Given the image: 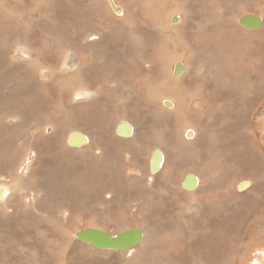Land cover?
<instances>
[{
    "label": "bare ground",
    "instance_id": "1",
    "mask_svg": "<svg viewBox=\"0 0 264 264\" xmlns=\"http://www.w3.org/2000/svg\"><path fill=\"white\" fill-rule=\"evenodd\" d=\"M99 1L90 0V5H85V9L90 14L84 15L76 25L72 26V29L76 32L56 43V46H54L56 51L54 53L48 50L49 54L59 58V67L56 70L45 65L42 66L39 59L37 62L34 59L33 50L27 43L16 41V39H12L14 40L13 43L9 42L6 45L5 42L3 43L5 47L3 51L0 50V52L2 51L0 58L4 59L15 45V57L17 61L25 64L29 79L34 83L35 81L37 82L39 92L44 93L45 96L50 95V97L47 99L42 98L44 96L37 92L40 97H34L38 100L36 106L30 103L33 97L28 100L27 97L23 99L21 96H18L13 101L9 100L14 104L11 107L8 105L7 100L4 103L2 101L0 106V123L2 121L13 123V125H7L5 130L6 137L10 136L13 141L18 140L16 143L9 141L0 147L5 164V168L0 172L12 170L8 175L13 178V180L9 179L12 181L10 183H0V225H7L6 223L10 221L23 219L28 214L37 222L40 221L39 224L45 229L44 233H51L53 243H56V249H48L52 253L54 264H67L69 256L73 260L80 257L79 262H89L95 256L104 263L115 258L119 264H151L146 261V255L155 249L154 243L159 228L155 218L147 214L148 207L154 206L158 209L165 207L166 199L164 198L170 197V193H178V188L181 189L185 181L186 188L183 187V192L185 195L187 194L186 197L192 198L193 203L191 205H180L181 209L178 211V216L182 219L185 214L193 210L199 218V209L206 208L205 204L201 206L204 198H209L212 195L216 196V193L211 192L212 189L206 192L201 189L205 186L206 189L208 187L211 188L213 182L209 177V182L207 181L206 183V181H201L193 176L189 171H183L178 176L179 169L184 164L193 166L195 162L201 161V157L204 155V152H201L203 154L200 156V153L196 151V141L198 138L201 139V137L199 132L189 126L188 119H185L186 121L183 123L189 128L185 127L175 130L174 127L175 131L172 129L174 131L173 138L169 139L166 137L168 127L164 126L165 124L163 125L159 119L157 122L159 125L149 132L144 131V129L138 132V123H132L130 119H121L129 115L127 111L129 107H133L131 110L133 116L140 114L142 111L151 112L156 117L162 113L178 114L179 102L174 98H164L162 93L170 90L174 94H178L180 89L188 88L192 85L193 80H196V76L202 71L205 73L206 79L213 74L218 76L212 82V85L213 83L217 85L222 81L226 82L228 87L235 85L244 95L241 99H246L251 87L247 81L242 79H251L254 76V80H256L258 61L253 59V62L246 66L245 61L249 60L254 53L245 50L240 52V56H237L234 52L218 55L222 59V63L219 64L220 67L214 72H207L208 70L202 69L197 63L200 59V50L191 49L189 54L194 58L195 63L192 65L189 60H186V66H184L179 60L181 57L177 54V48L179 43H181V38L178 34L181 29L177 30V28L184 27V22H181L180 25H171L169 23L163 26L160 24L162 17L157 15H150L146 17L145 21H140L130 14L127 6H119L117 8L115 6L117 0H107L109 6L105 2L102 4ZM162 1L164 3L167 0ZM38 2L43 8H46L49 3L44 0ZM158 6V0H148L143 6L137 5L138 10L143 11L144 8L148 11L145 14H153L152 11L158 9ZM206 7L207 0H202L201 10L204 11ZM1 14V20L4 23L11 17L7 11H1ZM117 15L119 16L117 17ZM173 16H175V13L170 12V19L174 18ZM251 16L255 17V15ZM150 20L155 21H151L148 24ZM238 20L234 19V23L238 24ZM260 21L262 22L261 19ZM75 22H65V25L68 27ZM186 24L188 28V23ZM229 24V21H225L223 28L215 27V30H210L209 24L206 23L200 31L193 33L192 37L197 41L199 36L202 35L201 39L208 40L211 38L212 41L226 45L228 44V38L235 34ZM260 25L254 30L258 29ZM148 31L159 34L168 41L162 40L164 42L161 44V39H159L158 44L160 46L156 45L154 37L149 35ZM183 33L185 34V32ZM186 33L188 34L189 32ZM109 44H116L115 47L122 46L126 48V51L123 49L119 51L120 55H127L126 62L112 57L107 62L104 70L101 67L96 68L95 63L100 59V52L101 58H105V55L108 54L107 48ZM104 45L103 51L100 47ZM50 48L54 50L52 47ZM37 54L39 56V52ZM235 59L237 64H231ZM80 62L85 64V70L80 66ZM177 64L181 65L182 72L175 77L174 69ZM22 73H25V71ZM66 74L69 76L65 80ZM118 79H121V81ZM124 79H126L125 83L120 86V82L122 83ZM89 80L94 81L93 84L98 82L101 85V89L95 88L92 90L87 87ZM153 80L155 85L156 80L158 84L150 89L149 85ZM22 84L26 86L29 82L26 80ZM112 85L114 87H111ZM130 86H133V88ZM179 86L181 87L179 88ZM205 86L208 87L207 90L204 89ZM217 87L219 88L214 94V89L216 88L212 89L210 84L205 81L199 92L201 91L205 95L206 100L195 102L193 101L197 99L196 95L200 96V94L194 92L193 95L189 96L183 90V95H187L186 99L188 98L184 106L185 111L194 108L202 114V112L216 109L214 108L216 103L221 102V99L224 100L223 92L226 89V85L221 83ZM53 90L56 92L60 91L58 100L56 96H53ZM118 91L121 93L115 95ZM99 93L103 95L104 102H102L103 100L98 101L100 99ZM135 94H138L136 97L138 101H143L142 105L138 101L135 105L129 103V100ZM231 94L233 95L232 92ZM65 95H67L68 99H64ZM52 98H54V108H52V111H48L49 104H52ZM20 104L24 106L23 109L20 108ZM26 104H28V108H26ZM24 109L30 112H25ZM109 109L110 112L104 118L99 116L102 110ZM45 110L48 111L46 114ZM238 111L242 116L246 114L247 110L244 102L241 103ZM113 116H117V118L115 119ZM259 117L261 118V116ZM121 124L125 125L121 126V134H118V128ZM172 130L169 129L171 134ZM203 135H205L204 132ZM260 138L264 140V134ZM54 140L57 141L56 144ZM202 145L206 148L209 147L204 143H201ZM171 148L177 152L176 167L173 169L170 168V160L167 158ZM32 154H35V160ZM141 154L145 155L144 163L134 158L135 156H141ZM157 155L160 157L159 168L152 172L150 170L152 158L153 156L157 157ZM56 158L59 159L57 164L53 169L48 170L46 162ZM29 163L31 164L30 166L28 165ZM222 163L224 164V162ZM124 167H127L125 168L127 171L124 170ZM118 173H125L126 177H123V179L114 178L115 174L117 175ZM130 174L133 175V178H130ZM215 176L217 177L218 173L210 175L212 178H215ZM2 179L4 180V178ZM57 179L59 182L55 183ZM220 180H222V177ZM243 182L239 181L235 185V192L237 189L240 192L249 190L251 182L248 180H245L248 183L247 185L241 189L239 188ZM68 188L71 189V192L66 191L68 194L59 193V190H67ZM227 196V192H222L217 197L221 199V203H224ZM188 202L190 201L188 200ZM125 210H135L136 214L131 215L132 220L130 221L138 224L126 226L124 223V219H126ZM109 217H117L121 220L118 227L122 229L118 231L119 234L129 230H139L140 239L137 244L126 250L119 251L97 248L76 238V234L79 231L72 229L76 222L83 220L87 222L89 229L100 230L94 222L103 218L107 220ZM181 224H183L185 234L188 235L193 234L194 236V233H198L200 228V225H194L193 222H186L184 219H182ZM143 227H145V230ZM166 228L170 230L171 225L167 224ZM58 238H60V241H58ZM165 253L170 255L169 250H165ZM0 254L5 256V259L1 260L0 264H12L7 260L6 253ZM165 264L169 263L166 262Z\"/></svg>",
    "mask_w": 264,
    "mask_h": 264
},
{
    "label": "rangeland",
    "instance_id": "2",
    "mask_svg": "<svg viewBox=\"0 0 264 264\" xmlns=\"http://www.w3.org/2000/svg\"><path fill=\"white\" fill-rule=\"evenodd\" d=\"M36 1L29 0L27 2V0H0V50L3 51V48L5 47L3 45L4 42L5 45L9 42L13 43L14 40L12 39L25 42L33 50V54L36 56H34V59L37 62L39 59L42 66L45 65L53 68V70H56L59 67V58L49 54L48 50L53 51L54 53L56 51L54 48L56 43H58L62 38L64 39L76 32H74L72 26L74 24L76 25L84 15L90 14V12L85 9V5H90V0H44L49 2L46 8H43V6L40 5L38 2L40 0ZM158 1V9L153 10V14H145L148 13V11L144 8V12L138 10L137 5L143 6L148 2V0H122V2L121 0H117L115 2V6L117 8L119 6H127L130 10V14L140 21H145L146 17L150 15H157L162 17L160 24L163 26L168 25L169 23L171 25H180L181 22H184V27L177 28V30L181 29L182 31L178 32L181 38V43H179V47L177 48V54L181 57L179 60L184 64V66H186V60H189L192 65L195 63L194 58L189 54V50L191 49L200 50V59L197 63L202 69H206V71L208 70L207 72H214L220 67L219 64L222 63V59L218 57V55H226L234 52L237 56H240V52L245 50L255 54H253L249 60L245 61L246 66L250 62H253L254 59L258 61V68L255 75L256 80H254V76L251 79H242L247 81L251 87V90L247 95L248 98L246 99H241L244 95L240 89L236 88L235 85L228 87L227 83L224 81L219 82L217 85H215V83L212 85V82L218 76L213 74L206 79L205 73L202 71L198 74V76H196V80H193L194 82L192 85L188 88L180 89L178 94H174L170 90H166L162 93L164 98H174L179 102L180 107L178 109V114L162 113L156 117L151 112L142 111L140 114L133 116L131 113L133 107L127 108L130 116H124L121 120L130 119V122L138 123V132H141L143 129L144 131L149 132L153 131V129L159 125V123H157L159 119L163 125L165 124L164 126L168 127V132H166V137L168 139L173 138V132L175 130L185 128L187 125L183 122L190 119L189 121L187 120L189 126L199 132L201 137V139L198 138V142L196 141V151L200 153V156L203 154L201 152H204V155H202L201 161L197 162L198 164L196 162L193 166L184 164L183 167L179 169L178 176H180L183 171H189L193 176L199 178L201 181H206V183L207 181L209 182V177V179L213 182L212 186L214 188L212 186L211 188L207 186L208 188L206 189L205 186L201 189L203 192L212 189L211 192L216 193V196L212 195L209 198H204L201 206L205 204L206 208L199 209V218L193 210H190V214L187 213L182 218L186 222L190 221L193 222L194 225H200L198 233H194V236L193 234H185L183 224H181L182 219L178 216V211L181 209V206L184 204L191 205L193 203L192 198L190 199L186 197L187 194H184L183 187L181 189L178 188L180 193H170V197L164 198L166 199L165 207L161 209L154 206L148 207L147 214L155 218L159 229L157 234L158 238L156 237V241L154 243L155 249L147 253L146 261L151 264H165L166 262L169 264H264V140H261L260 138V136L264 134V0H207V7L204 11L200 8L202 0H167L164 3L162 0ZM99 2L102 4L104 2L108 4L107 0H100ZM1 11H7L11 15L5 23L1 20ZM170 12L175 13V16H173L174 18L170 19ZM246 14L260 17L262 22L258 29L246 30L239 26V24L234 23V19L238 20L241 16ZM118 16L119 15H117V17ZM70 21L76 22L67 27L65 22L68 23ZM151 21L155 20H150L148 24ZM225 21L230 22L229 25L235 32L233 36L228 38V44L221 45L219 42L217 43L212 41L211 38L208 40L201 39L202 35L199 36L197 41L193 39L192 34L200 31L206 23L209 24L208 27L210 30H215L219 27L223 28L225 25H223V23ZM186 23H188V28ZM183 32H185V34ZM186 32L189 33L187 34ZM148 33L154 37L156 43L154 40L152 41L156 45H159V39H161V44H163L165 40L168 41L165 37H162L159 34H154L151 31H148ZM1 38H3L2 43ZM115 46L116 44L108 45V54L105 55V58H101L100 52V59H98L95 63L96 68L101 67L104 70L107 66V62L112 57L119 58L122 62H126L127 55L122 56L119 54L120 50L123 49L126 51V48L122 46ZM104 47L105 45L100 47V49L104 51ZM15 49L16 46L14 45L4 59L0 58V96L2 95L0 97V106L2 101L3 103L8 101V105L10 107L13 106L14 104L12 101L18 96H21L23 99L27 97L28 100H31L30 98L33 97L30 103H33V106H36L38 100L34 97H40L37 92H41L38 91L37 82L35 81L34 83L29 79L25 64L17 61L14 52ZM2 51L0 52V57ZM37 52H39V56ZM231 64H237V60L235 59ZM80 66L83 70H85L86 66L83 62H80ZM23 71H25V73H22ZM97 72L99 71L97 70ZM71 75L74 76L73 74ZM68 76V74L65 75V80L68 79ZM26 80L29 84L23 86L22 82L25 83ZM118 80L121 81V79ZM125 80L126 79L122 80V83L120 82V86L125 83ZM205 81L210 84L212 89L216 88L214 89V94L219 88L217 86H220L221 83L225 84L226 89L223 92L224 100L221 99V102L216 103V107H214L216 109L202 112V114L194 108H190L189 111H185L184 106L188 101V98L186 99L187 95H183L182 91L185 90L189 96L193 95L194 92H198L200 96L194 94L197 96V99L193 102L206 100L205 95H203L201 91L199 92ZM93 82L94 81L89 80V85L87 87H90L92 90L95 88L101 89V85H99L98 82L95 84H93ZM157 84L158 82L156 80V85ZM156 85L153 80L149 85V88L152 89L156 87ZM111 87H114V85ZM130 87L133 88V86ZM180 87L181 86H179V88ZM204 89L207 90L208 87L205 86ZM6 92L8 93L6 94ZM59 92L54 91L53 93V96H56L57 100L59 99ZM101 93H99L100 99L98 101H102L104 99ZM119 93L121 92L118 91L115 95H118ZM3 94L5 98L3 97ZM41 95L44 96L42 98L45 99L50 97V95L45 96L44 93H41ZM137 96L138 94H135L133 98L129 100L131 105L136 104L138 101L136 98ZM64 99H68L67 95L64 96ZM39 101L41 102V100ZM51 102L52 104H49L50 106L47 109L48 111H52V108H54V98H52ZM102 102H104V100ZM242 102H244L247 110L244 116H242L238 111ZM138 103L142 105L143 101L139 100ZM25 106L28 108V104ZM112 106L111 102V108ZM20 108L23 109L24 106L20 104ZM24 111L30 112L25 109ZM48 111L45 110V114ZM109 112L110 109L102 110V113L99 116L104 118ZM259 116H261L262 119ZM119 117L121 118V116ZM113 118L116 119L117 116H113ZM173 119L175 121L174 123ZM7 125H13V123L9 121H2V123H0V147L9 141H13L10 136L6 137L5 135ZM169 129L174 130H172V134L170 133L171 131L169 132ZM203 132L205 135H203ZM16 141L18 142V140H14L12 143H16ZM55 141L56 140H54V142ZM56 143L57 141L55 144ZM201 143H204L209 147L206 148L203 145L201 146ZM174 150L175 149L171 148L169 150V155H167L168 160H170V168L172 169L176 167L175 160L177 152L176 150L174 152ZM32 155L35 160V154ZM139 156H135L134 158H137L144 163L145 155L141 154V156ZM3 158V152L0 148V171L5 168ZM58 158L54 160L51 159L46 162L48 170L54 168L59 160ZM222 162H224V164ZM28 165L30 166L31 164L29 163ZM125 168L127 167H124V170ZM125 171H127V169ZM11 172L12 170L0 172V183L12 182L10 181L11 179L13 180L12 176L8 175ZM215 173H218V176L220 175L222 180H220V176L219 179L218 176H215V178L213 177L214 179L210 177V175ZM38 174L42 175L41 173ZM1 177L6 180L4 181ZM123 177H126L125 173H118L117 175L115 174L114 178L123 179ZM130 178H133L132 174H130ZM245 180L251 182L249 190L246 192H240L237 189L235 192V185L239 181L245 182ZM58 182V179L55 180V183ZM66 191L71 192V189L68 188L67 190H59V193H67ZM222 192H227L228 194L224 203H221V199L217 197ZM188 200L190 202H188ZM135 214V210H125L124 215L126 219H124V223L126 226L138 224L134 221H130L132 220L131 215ZM39 222L34 220V218L28 214L23 219L10 221L6 223L7 225H0V253H6V258L10 263L54 264L52 253H50L48 249H56V243H53L51 233H44L45 229L39 224ZM94 223L97 225L98 229L103 230L111 236L118 235V231L122 229L118 227L121 220L117 217H109L107 220L104 218L97 219ZM167 224L171 225L170 230L166 228ZM86 228L88 229L89 227L87 226V222L83 220L78 223L76 222V224L72 226V229L79 232L85 230ZM110 229L113 230L111 231ZM143 229L145 230V227H143ZM58 241H60V238H58ZM165 250H169L170 255H166ZM74 252L76 251L74 250ZM3 259H5V256L0 254V261ZM79 259L80 257L73 260L72 257L69 256L67 264H86L88 262H79ZM108 262H101L98 257L93 256L88 264H119L116 262L115 258H112Z\"/></svg>",
    "mask_w": 264,
    "mask_h": 264
},
{
    "label": "water",
    "instance_id": "3",
    "mask_svg": "<svg viewBox=\"0 0 264 264\" xmlns=\"http://www.w3.org/2000/svg\"><path fill=\"white\" fill-rule=\"evenodd\" d=\"M260 22H261L260 18L251 16V15H245L238 20V24L247 30H254L260 25ZM180 72H182V67L180 64H177L174 69V76L175 77L179 76ZM123 125L125 124H121L119 126L118 134H121L120 129H121V126ZM159 162H160V157H158V155L157 157L153 156L151 167H150V170L152 172L158 170ZM185 183L186 182H184L183 187L186 188ZM247 184H248L247 182H243L242 184H240L239 188L241 189L243 188V186ZM76 238L90 245H93L97 248L121 251V250H126L130 248L131 246H134L135 244H137V242L140 239V231L137 229H134V230L122 232L116 236H111V235L104 233L103 231L88 228L84 231L77 233Z\"/></svg>",
    "mask_w": 264,
    "mask_h": 264
}]
</instances>
